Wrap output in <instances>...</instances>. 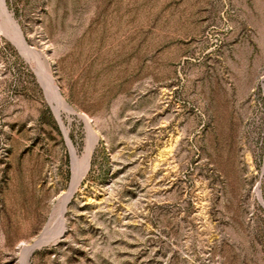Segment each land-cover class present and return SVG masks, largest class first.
I'll return each mask as SVG.
<instances>
[{
  "label": "rangeland",
  "instance_id": "rangeland-1",
  "mask_svg": "<svg viewBox=\"0 0 264 264\" xmlns=\"http://www.w3.org/2000/svg\"><path fill=\"white\" fill-rule=\"evenodd\" d=\"M5 3L70 111L0 15V264L56 225L90 129L27 264H264V0Z\"/></svg>",
  "mask_w": 264,
  "mask_h": 264
},
{
  "label": "bare ground",
  "instance_id": "bare-ground-1",
  "mask_svg": "<svg viewBox=\"0 0 264 264\" xmlns=\"http://www.w3.org/2000/svg\"><path fill=\"white\" fill-rule=\"evenodd\" d=\"M0 15L4 17V21H5L6 26L10 27L13 37L17 41V43L19 44L21 49L23 50V53L27 57H30L31 59H33L32 61L35 62V64H33V65L36 66V69H37V72L40 76V79L46 84L51 100L55 101L54 109L56 112V116H57L58 120L60 121V123L63 127V124H62L61 118H60L59 110L61 107H65L64 110L66 108H68V110H69L70 107L67 105L65 100L61 97L60 92L58 90V87H57L51 73L49 72L48 67L45 65L44 61L41 60V58L36 53V51L34 49L29 48L26 45V43L23 39V35H22V32H21L19 25L17 24V22L12 17L13 14H10L7 10L5 0H0ZM3 26H4V24H3ZM7 30H9V29H7ZM30 58H29V60H30ZM65 134H66L67 142H68L72 157L74 158V160L76 162V164L74 165L75 169H74L72 182H71L70 188L65 193H63L61 195L60 204L57 205V208H55L56 213L55 212L52 213V216L54 214H56L55 215L56 216L55 217L56 225L53 226L52 228L46 226L45 227L46 229L43 230L41 235L37 238L40 240L39 243L35 244V245L30 244L24 248V256H23V263L22 264H27V257L36 246L41 245L43 242L49 241L50 239H53V241L57 240L63 235V233L65 231V227H66L65 212H66L68 203L71 200V198L73 197V195L75 194L76 189L78 188L83 175L85 174V172L87 171V169L89 167L91 152L93 150L94 145L97 142L96 141L97 140V133L93 129H90V135H89L88 143H87V146L85 149V153L80 160L77 159L76 151H75L72 143L68 139L66 131H65ZM259 195H260V192H259ZM52 220H54V219H52Z\"/></svg>",
  "mask_w": 264,
  "mask_h": 264
},
{
  "label": "water",
  "instance_id": "water-1",
  "mask_svg": "<svg viewBox=\"0 0 264 264\" xmlns=\"http://www.w3.org/2000/svg\"><path fill=\"white\" fill-rule=\"evenodd\" d=\"M39 241H40L39 239H36V240L34 241V243H33V244H34V245H35V244H38V243H39Z\"/></svg>",
  "mask_w": 264,
  "mask_h": 264
}]
</instances>
